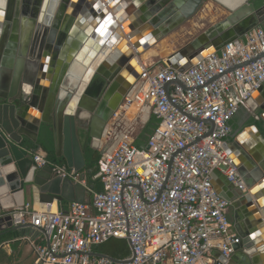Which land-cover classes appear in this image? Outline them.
Masks as SVG:
<instances>
[{
    "label": "built area",
    "instance_id": "1",
    "mask_svg": "<svg viewBox=\"0 0 264 264\" xmlns=\"http://www.w3.org/2000/svg\"><path fill=\"white\" fill-rule=\"evenodd\" d=\"M263 53L264 23L184 70L165 62L143 65L98 149L103 191L81 182L91 192L85 203L55 212L29 203L0 209V218L10 217L13 227L31 225L26 230L38 233L22 238L34 252L33 264H227L242 238L213 180L219 174L237 192H249L225 145L230 122L264 84V57L257 59ZM172 81L184 88L172 84L168 98L164 86ZM150 116L158 125L138 148L136 128ZM203 120L213 123L211 132ZM32 160L79 182V173L51 164L41 152ZM112 239L129 241L127 257L114 263L90 255ZM8 243L0 241V248Z\"/></svg>",
    "mask_w": 264,
    "mask_h": 264
},
{
    "label": "water",
    "instance_id": "2",
    "mask_svg": "<svg viewBox=\"0 0 264 264\" xmlns=\"http://www.w3.org/2000/svg\"><path fill=\"white\" fill-rule=\"evenodd\" d=\"M18 1L20 3L18 21H13L15 23L12 25L11 20L7 18L6 23L0 24L2 29L0 59L2 55L4 56L0 66V195L28 194L39 204L56 202L58 211H61L64 204L85 203L90 198V190L81 183L86 180V162L81 136L84 134L91 140L92 148L96 150L100 148L108 124L123 100L130 96L137 86L139 73L130 67V60L140 54L136 46H143L142 52H145L158 45L177 28L191 21L207 0H104L108 8L112 9L113 13L116 12L114 15L118 14L119 22L124 18V14L120 15L119 8L112 3L118 5L120 1L126 2L129 5L127 14L133 10L134 14L132 17L129 16L122 26L123 31L115 32L117 41L110 43L108 47L111 49L109 52L111 56L101 62L88 81L81 77L71 88L58 86L56 63L76 15L82 16L80 24L87 22L95 28L91 36L96 39L94 34L102 23L93 21L97 16V11L93 7L98 4V0H76L71 15L66 13L71 0H59L58 8L54 12L51 9L54 0H48L41 20L44 0ZM210 1H216L226 7L228 15L167 56L165 63L169 67L177 68L180 65V70H184L202 60L204 54L207 56L217 53L229 42L241 39L249 31L264 23V5L255 8L250 0ZM8 5L9 0H5L1 9L7 11ZM99 5L101 6L100 2ZM99 15L100 17L103 15L102 10ZM0 16L4 17V13L1 12ZM171 21L174 25L163 33L162 28ZM11 25L18 32L15 42L14 37L12 41L9 39ZM60 27L63 29L58 31ZM111 35V32L107 31L104 37L109 40ZM152 40L154 42L150 44ZM116 50L123 55L112 65L110 58ZM14 56L17 57V64L10 70L8 68L11 67L7 66L11 64L8 62L11 63L10 60L12 61ZM262 57L264 53L257 59ZM257 59L234 67L228 72ZM47 61L49 63L46 68ZM125 66H128L127 69ZM47 84L50 85L48 90L44 87ZM172 84L184 88L179 81L167 83L164 90L168 98ZM259 91L264 92V84ZM30 108L42 114L40 120H27ZM239 111L246 112V109L241 107ZM253 113L260 115L262 128L259 130L257 121H253L250 126L244 128V133L255 135L258 143L264 146V105ZM246 114L248 115L247 112ZM202 122L210 126L211 132L213 123L210 120ZM238 133L239 130L235 131L233 136L237 135L239 141ZM50 143L53 157L63 158L68 169L79 173V182L62 178L50 165L38 168L33 162L34 145ZM250 146L254 145H249V148ZM41 148L43 149L42 146ZM45 152L49 156L48 152ZM257 159V165L248 164V167L237 161L238 172L249 191L247 195L254 196L255 188L264 193L263 150L257 152ZM229 187L236 191L231 184ZM218 193L230 203L235 214L246 213L247 195L237 191L234 195L226 190ZM256 203L257 207H260V202ZM236 219L237 217H232L231 223H235ZM4 223L12 231L32 228L31 225L13 227L10 217L0 218V225ZM246 225L250 231L245 227L242 231L237 230L234 224V229L238 231L242 240L234 247L235 252L227 264L260 263V253L264 252V234L261 232L264 225L260 224L259 231L258 228H251L247 220ZM126 242L131 248L129 241ZM90 255L106 258L114 263L119 262L118 259L102 253L91 252ZM216 264L222 263L217 261Z\"/></svg>",
    "mask_w": 264,
    "mask_h": 264
},
{
    "label": "crops",
    "instance_id": "3",
    "mask_svg": "<svg viewBox=\"0 0 264 264\" xmlns=\"http://www.w3.org/2000/svg\"><path fill=\"white\" fill-rule=\"evenodd\" d=\"M48 1V0H46ZM59 1V0H58ZM76 0H71L70 5H68V9H67V14L71 15L72 14V7L74 6ZM99 2L101 3V6L99 5ZM47 3V2H46ZM97 5H94V10L97 11V16L95 18H93V21H98L97 23L99 24L101 21H105V20H109L110 24L108 25L107 31L111 32V37L112 38H108L105 39L106 37H101V35H99V33L97 32L96 34H94L96 36V39L93 38L92 33L94 31L95 28H93L89 23L85 22L83 24H80V20L82 19V16L80 14L76 15L73 24L70 26L69 30H68V39H66L62 45V48L60 50V54H59V59L57 60V66H56V70L57 73L59 72V76L61 77V79L63 80L66 77H71V76H78L81 72V70H83L82 68H84V66L86 65V68H90L93 63L96 62V60L98 59V55L100 53H102L101 48H103L104 46H109L110 43L114 42V36H115V32L116 30H122V26L127 22V19L133 16L134 14V10L131 11L129 13V15L127 14L126 11H128L129 9V5L126 4V2H119L118 5H114L116 8H119V14L123 15L124 14V18H122V20H120L119 22V17L116 18V15H112V9L108 8V5L105 3V1L103 0H98ZM213 3H217L216 1H210L207 0L200 9V11L196 14L195 17H193L191 19V21L195 24V19L199 18L201 19L209 17L208 11L211 10H215L216 7L213 5ZM5 4V0H0V13H4V17L0 16V24H4L7 21V18L9 20H11V24L13 25L15 22L13 21H18L19 19V11H20V3L18 0H9V5L7 8V11H5L4 9H1V7L3 8ZM104 4V5H103ZM218 7H217V14H222L223 17H225L226 15H228V10L226 9V7L221 6L220 3H217ZM47 8V6H46ZM215 8V9H214ZM56 8L52 9V11H56ZM102 10V16L100 17V13ZM202 11V12H201ZM114 14V13H113ZM118 16V14H117ZM205 20V19H203ZM189 21V22H191ZM220 21V20H219ZM83 22V21H82ZM211 22V21H210ZM215 23H212V25ZM10 27V35H9V39L12 41V38L14 37V42L16 41V35L18 34V32L16 31L15 27L12 26ZM62 27V25H61ZM59 28L58 31H60L63 28ZM106 31V32H107ZM1 34H2V29H0V39H1ZM113 39V40H112ZM9 40V41H10ZM10 41V42H11ZM165 41L162 42L161 44V48L160 51H162V48H166L165 46ZM9 43V42H8ZM101 44V45H99ZM7 48V45L5 47V49ZM133 49V48H131ZM134 50V49H133ZM98 52V53H97ZM97 53V55H96ZM116 53H118V56H116V59H120L122 56V53L119 52L118 50H116L113 54H112V58L117 55ZM144 56V58L147 59H151L154 56H157L158 54H160L159 52L153 49H148L147 51L140 53ZM96 55V56H95ZM111 56V54H110ZM3 55H2V60L0 59V66L2 64L3 61ZM110 58V59H112ZM139 60L138 68L137 70L141 73L142 68L141 66H143L145 63H141V60ZM11 63L8 62V64H11L10 66L7 67H11L8 69H14L17 64V57H13L12 61L10 60ZM48 61L45 64V67H48ZM88 63V64H87ZM59 70V71H58ZM71 74V75H70ZM1 77V76H0ZM49 81V80H47ZM50 83V81L48 82ZM44 86V85H43ZM47 88V90L50 88V85L47 84V86H44ZM264 105V92H260L257 91L253 94L252 99L250 100L249 104H248V109H246V112L248 113V115L246 114V112L243 111H239V114H237L232 121L234 122L233 125H231V129H232V134L229 137V139L227 140L226 144L232 141H237L238 137L233 136L235 131L239 130V136H242V134H244V128H246L248 125V121H260V115L253 113V111L260 109L261 106ZM29 113L27 115V120L32 121L33 119H37L40 120L42 117V114L40 112H38L36 109L30 108L29 109ZM242 115V117H240ZM255 116L258 117V119L256 120ZM243 123H240V122ZM252 123V122H251ZM143 127H139L138 130H136L135 132V140H137V137L139 136L141 130ZM40 139V136L38 137V140ZM236 143V142H234ZM242 146L245 148H249V145H254V146H250L252 153L255 152V149H257L258 145V141L255 135H249L247 136V138L245 139V141L241 142ZM103 144V143H102ZM101 144V145H102ZM227 146L225 145V148ZM257 151V150H256ZM41 152L43 154H45L46 158H47V154L44 151V149H42L41 147H39L37 150H35V153ZM258 152V151H257ZM34 155V154H33ZM48 159V158H47ZM56 159V158H55ZM57 160H63V158L57 159ZM50 162V161H49ZM51 163V162H50ZM53 164V163H51ZM86 182V180H85ZM213 184H214V188L217 192H222L224 190L231 192L232 194L235 195L236 191H232L231 188L229 187V183L227 182V180L219 175V174H215L214 175V180H213ZM87 185V183H86ZM85 186V185H84ZM260 186V184L258 185ZM257 186V187H258ZM88 187V185H87ZM89 188V187H88ZM90 190V189H89ZM252 193V191H251ZM257 194H259V196L256 195H247V200H248V205H247V214H243L242 217V223L244 224V227L246 228L247 231H250L249 228L247 227L248 225H246V220L249 222V226H251V228L255 229L258 228V231L260 230V224L263 223L264 225V193L263 192H258ZM261 202V206L257 207V201ZM32 204L34 205V207L36 208H44L45 210H48L50 212H55L58 211V206L56 204V202L52 203V204H39L36 200L32 199V197L28 194H22V193H17L15 195H12L10 193H6L3 195H0V209L2 211L5 210H10L16 206H19L21 204ZM69 204V203H68ZM68 204H64L62 207L64 210ZM26 231L27 234H23V232ZM237 233L238 231L235 230ZM248 234H250V232H247ZM239 234V233H238ZM32 237V239L36 238L38 236V233L30 231V230H18V231H12L10 229V227H8L5 223L0 225V241L1 242H9L6 246L0 248V264H33L34 263V252L30 246V244L28 242H26L24 239H22L23 237ZM251 237V236H250ZM120 241H124L128 250H129V246L127 244V242L125 240H120ZM101 246V245H100ZM109 247V249H108ZM107 250H111L110 246L106 247ZM93 252L96 253H102L108 256V253L106 252H99L97 250L93 249ZM215 257H218L217 253H214ZM113 257V256H111ZM232 257V256H231ZM116 259H122L124 257H113ZM259 264H264V252L260 253V263Z\"/></svg>",
    "mask_w": 264,
    "mask_h": 264
},
{
    "label": "trees",
    "instance_id": "4",
    "mask_svg": "<svg viewBox=\"0 0 264 264\" xmlns=\"http://www.w3.org/2000/svg\"><path fill=\"white\" fill-rule=\"evenodd\" d=\"M255 6V8H260L264 5V0H250ZM251 122H253L251 120ZM233 121L230 122V125H233ZM158 125V121L155 117L150 116L148 122L143 126L137 140H135V145L138 148H142L145 142L150 138V136L154 133L156 127ZM81 144L82 149L84 151V159L86 162L85 174H86V183L88 187L94 192H102L103 186L100 180L97 178L98 174V162L100 159V151L92 148L91 140L87 138L84 134L81 136ZM45 151L48 152L49 156H47L48 160L54 165L65 166L62 160H57L52 155V144H40ZM39 144L34 145V149L37 150L41 147ZM26 230V229H24ZM23 232V231H22ZM23 234H27L26 231ZM110 246L111 250H107L106 247ZM99 252H106L113 257H127L129 255V250L124 241L120 240H109L108 242L102 244L101 246H97L93 248ZM109 249V247H108Z\"/></svg>",
    "mask_w": 264,
    "mask_h": 264
},
{
    "label": "rangeland",
    "instance_id": "5",
    "mask_svg": "<svg viewBox=\"0 0 264 264\" xmlns=\"http://www.w3.org/2000/svg\"><path fill=\"white\" fill-rule=\"evenodd\" d=\"M213 5L216 7L215 10L208 11V16L206 18H197L195 19V24L191 22H186L184 23L181 27L177 28L170 36H168L164 41L165 46L167 49H169L167 52H161V44L154 45L151 47V49L159 52L157 56L152 57L151 59L144 58L142 54H137L136 57L141 60V63L145 64H151V63H156L158 65H161L165 62V58L172 54L174 51L182 48L186 43L189 41L193 40L195 37H197L200 33H202L204 30L209 28L212 23H217L219 20L223 19L224 15L222 14H217V3H213ZM203 8V7H201ZM202 12V11H201ZM205 19V20H203ZM211 21V22H210ZM136 112V109L133 110L132 113L128 115V118H132L133 113ZM240 123H243L242 121ZM251 124V121H248L247 125ZM257 127L259 130L262 128V123L261 121H257L256 123ZM139 127L136 128L138 130Z\"/></svg>",
    "mask_w": 264,
    "mask_h": 264
},
{
    "label": "bare ground",
    "instance_id": "6",
    "mask_svg": "<svg viewBox=\"0 0 264 264\" xmlns=\"http://www.w3.org/2000/svg\"><path fill=\"white\" fill-rule=\"evenodd\" d=\"M104 1V0H103ZM235 1H239V0H235ZM47 1L46 0H44V4H43V10H42V12H41V16H40V20H41V18L43 17V14H45V11H46V6H47V3H46ZM58 0H54L53 1V3H54V6L51 8V9H54V8H56L55 10H57V5H58ZM112 5H116L115 4V2H114V4L112 3ZM116 12H114V14H115ZM113 13H112V15H114ZM116 18H117V16H116ZM174 24H173V21H171V22H169L168 24H166L163 28H162V32L164 33V32H166L170 27H172ZM117 31V30H116ZM118 31H122V30H118ZM110 38H112V37H110ZM116 39V36H114V42L115 41H117V40H115ZM113 40V39H112ZM164 41V40H163ZM162 41V42H163ZM154 42V40H152V41H150V44H152ZM161 42V43H162ZM161 43H159V44H161ZM109 46H104L103 48H101V50H102V53H100L98 56V59L96 60V62L95 63H93V65L90 67V68H86V65L84 66V68H82L83 70H81V72H80V74L78 75V76H71V77H66V78H64L63 80L61 79V77L59 76V72L57 73V84H58V86L59 85H64L65 87H73L75 84H76V82L79 80V79H81V77L84 79V81H88L91 77H92V75H93V72L95 71V69L96 68H98L99 67V65L101 64V62L104 60V59H106V57H108V56H110V54H109V52H111L110 50L111 49H109L108 48ZM132 48V47H131ZM136 49H138V52H142V50H143V46H136ZM149 49H151V48H149ZM169 49H167V48H162V51L163 52H167ZM132 51H133V49H132ZM143 53V52H142ZM117 55H115L112 59H110V62H111V64L113 65V64H115L116 62H118L119 60L118 59H116V56H118V53H116ZM122 55H123V53H122ZM204 57H206V54H204L203 55V58ZM121 59V58H120ZM166 59V58H165ZM139 63V60H138V58L137 57H134L132 60H130V67H132L137 73H140L138 70H137V68H138V64ZM88 64V63H87ZM145 65V64H144ZM126 67V69H127V67L128 66H125ZM141 68H142V66H141ZM86 70H88L87 72H86ZM59 71V70H58ZM71 75V74H70ZM131 82H133V81H131ZM97 86V85H96ZM96 92H97V90H96ZM247 136H249V134L247 133V132H245L244 134H242V136H240L239 137V141L240 142H242L243 140H245L246 138H247ZM233 160V159H232ZM259 192V189L258 188H255L254 190H253V194H254V196H255V194L256 195H258L259 196V194H257ZM260 199V198H259ZM259 201V200H258ZM260 202V201H259ZM260 206H261V202H260ZM54 212V211H53ZM262 215H264V212H263V214ZM261 232H262V235L264 234V228L263 229H261Z\"/></svg>",
    "mask_w": 264,
    "mask_h": 264
},
{
    "label": "flooded vegetation",
    "instance_id": "7",
    "mask_svg": "<svg viewBox=\"0 0 264 264\" xmlns=\"http://www.w3.org/2000/svg\"><path fill=\"white\" fill-rule=\"evenodd\" d=\"M242 117V115L240 116ZM252 124V123H251ZM251 124H249L248 126H250ZM245 141V140H243ZM242 141V142H243ZM236 142V143H234ZM242 143L240 141H232L226 144V149L229 152V155L231 156V158L233 159V161L235 162V164H237V161L242 164H244V166L248 167V164H252V165H257L258 164V159H257V151H264V146L261 143H258L259 147L257 146V151L255 150V152L252 153V150H250V148H245L241 145ZM247 214V207H246V213ZM232 217H237L236 222H233V227L234 224L236 225L237 230L242 231L244 228V224L242 223V217L243 214L242 213H237L235 214V212L233 211V209L231 207H229V219L231 221Z\"/></svg>",
    "mask_w": 264,
    "mask_h": 264
},
{
    "label": "snow or ice",
    "instance_id": "8",
    "mask_svg": "<svg viewBox=\"0 0 264 264\" xmlns=\"http://www.w3.org/2000/svg\"><path fill=\"white\" fill-rule=\"evenodd\" d=\"M109 24H110L109 20H105L101 23L100 27L96 30L99 33V35H101L102 37L105 35Z\"/></svg>",
    "mask_w": 264,
    "mask_h": 264
}]
</instances>
